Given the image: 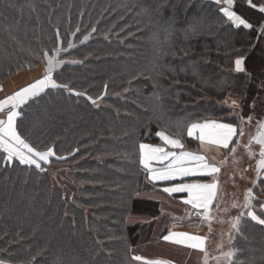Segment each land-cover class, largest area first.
<instances>
[{
  "label": "trees",
  "instance_id": "trees-1",
  "mask_svg": "<svg viewBox=\"0 0 264 264\" xmlns=\"http://www.w3.org/2000/svg\"><path fill=\"white\" fill-rule=\"evenodd\" d=\"M222 8L212 0H0V88L19 74L45 73V53L63 61L53 79L67 85L18 108L17 134L37 151L51 148L46 163L37 169L0 151L3 264L151 258L141 248L165 231L152 243L163 219L160 204L141 197L154 186L139 145H156L163 131L196 149L187 138L192 123L238 128L241 117L264 116V13L233 0L253 25L244 29ZM238 58L244 72L235 71ZM229 98L239 113L224 106ZM254 180L251 210L264 218V174ZM248 210L226 252H236L234 264H264V226Z\"/></svg>",
  "mask_w": 264,
  "mask_h": 264
},
{
  "label": "snow or ice",
  "instance_id": "snow-or-ice-1",
  "mask_svg": "<svg viewBox=\"0 0 264 264\" xmlns=\"http://www.w3.org/2000/svg\"><path fill=\"white\" fill-rule=\"evenodd\" d=\"M219 3V0H216ZM225 7L221 9L223 15L233 25L237 27H243L244 29H251L253 25L238 15L233 8V0H224ZM251 7L257 8L260 13H264V5L257 6L252 0H249ZM261 33L264 34V24L260 26ZM94 31V29H93ZM59 39V34H57ZM85 40L88 39L86 36ZM71 43L69 48H71ZM60 52V49H56V54ZM47 60V68L42 79L37 80L35 83L30 84L27 87L15 92L13 95L8 96L5 100L0 101V111H3L7 106V119L0 120V150L7 154L6 160L11 161L13 158L17 159L22 165H35L37 169L41 167L38 161H48V158L53 155V150L49 148L47 151H37L33 147L29 146L16 132L15 120L18 115L16 108L21 104H25L30 97L39 96L45 88L57 89L60 87L67 88V85H60L53 79L54 69L63 63L58 60L56 55L48 56L45 53ZM75 63V61H73ZM235 71L240 73L244 72L243 58L235 60ZM75 95H83V93L76 92ZM92 103H96L95 100ZM233 107H240L234 100L232 101ZM241 123H244V118L241 117ZM252 116L247 117V121H251ZM199 131V140L201 146L207 142L210 145H216L224 149H228L233 137L237 135V128L227 123H192L187 129V134L192 137L195 131ZM156 135L164 142V144L170 146L172 149H181L179 152H166L161 147H151L147 144L139 145L140 164L144 169H147V179L155 184L160 181H179L171 186H165L162 191L171 196L173 193H187V198L183 200V203L190 205L192 209L202 210L197 211V215L201 216L205 220H211L209 215L210 206L216 196L217 182L214 180L212 183H200V182H185V178L197 177V176H214V174L220 171V168L216 165L209 163L205 156L199 155L193 152L185 151L184 144L177 138L170 137L165 132H157ZM240 136L244 133L242 129L239 132ZM239 141H237V144ZM255 143L259 145L260 151L258 153L259 160L257 161V175L258 177L264 174V120H259L257 123L256 134L250 138L249 143L245 145V150L250 156L254 155L251 152V144ZM231 152H236V147L231 148ZM153 161L158 162L160 167H152ZM165 161H168L166 164ZM245 208L249 210L246 212V216L254 221L256 224L264 226V218H260L251 210V201L254 199L252 189H249L245 193ZM235 207V205H233ZM264 207V205H261ZM245 213H241L232 222V229L239 233L241 217ZM163 240L183 245L192 249H197L204 253V264H207V253L205 252V240L202 237L189 235L186 233H174L170 232L169 235L163 237ZM236 252L229 250L223 253L222 256L225 260V264H234V257ZM134 261H141L142 264H165L161 260H148L138 255L131 257ZM219 260L221 257H215ZM0 264L3 261L0 260Z\"/></svg>",
  "mask_w": 264,
  "mask_h": 264
},
{
  "label": "rangeland",
  "instance_id": "rangeland-1",
  "mask_svg": "<svg viewBox=\"0 0 264 264\" xmlns=\"http://www.w3.org/2000/svg\"><path fill=\"white\" fill-rule=\"evenodd\" d=\"M212 1L216 2V0ZM219 3L223 8L225 7L224 0H219ZM44 74L45 73H43L42 71H32L29 73L21 74L13 81H11L9 85L12 86L18 84L17 87L22 86V88H24L34 83L35 79H42ZM230 101L231 100L226 101L224 106L232 109L233 106ZM235 108L237 107H234L232 109L234 113H239L238 109ZM0 115V120H3V117L5 118V116L3 114ZM244 121V123H241L240 119L239 122V132L242 129L244 135L240 136L238 132L235 143L232 145V147H236V152L232 153L230 150L229 155H227L225 160L218 165V167L220 168V172L217 176V182L219 184L216 190L215 207L210 213L211 220H206L205 223V252L207 253V264H223L222 254L227 251V240L230 239L231 235L233 234V229L231 228L232 222L240 213H243L245 209V199L243 200L245 192L250 187V183H254V179L257 175V164L255 162L256 160L249 155L244 147L249 143V135L244 129L249 121H247V119H244ZM237 141H239L238 144ZM196 151L199 152L198 150ZM38 163L43 164L45 162L38 161ZM233 205H235V207ZM188 208L189 207L185 206L184 204L171 205L165 202L163 205V210L166 212H164L165 214L162 217V222L160 223V220L158 221L159 234L162 233V230H165L166 225L172 221L170 219L172 218V216L177 217L181 211L185 216L187 215ZM177 221L178 220H176V222ZM196 221L197 218L192 217L191 220H189L187 223H195ZM153 244H155V247L160 248V250L165 249V247L161 245L160 239H155ZM144 254L147 257L151 256L148 253ZM215 257H221V259L217 260L215 259ZM204 260L205 256L203 255V259L200 260V258L198 257L197 262H200V264H204Z\"/></svg>",
  "mask_w": 264,
  "mask_h": 264
},
{
  "label": "crops",
  "instance_id": "crops-1",
  "mask_svg": "<svg viewBox=\"0 0 264 264\" xmlns=\"http://www.w3.org/2000/svg\"><path fill=\"white\" fill-rule=\"evenodd\" d=\"M25 73H27V72H25ZM25 73H22V74H25ZM20 75L21 74H19L18 76H20ZM13 80H11V81H13ZM37 80H39V79H35L34 83ZM9 83L5 84L3 87L0 88V101L5 100L8 96H11L15 92L22 89V86L17 87L18 84L11 86V85H9ZM26 84H28V83H26ZM29 99H31V98H29ZM228 100H231L230 101L231 104H232V101H234V100L237 102V104H239L236 99L229 98V99H227V101ZM21 105H23V104H21ZM7 107H10V105ZM7 107L3 111H0V114H3L5 116V118L3 117V120H6ZM19 107L16 108L17 113H18ZM17 117H18V115H17ZM17 117H16V119H17ZM259 120H264V116L258 120H255L253 117V119L244 127L246 133L249 135V140L251 137H253L256 134L257 123ZM211 122L222 123V122H217V121H206V122H202L200 124L211 123ZM239 127L237 128V134L239 132ZM199 135H200V133L198 130L194 132L192 137H189L187 134V138L190 140H193V142L196 143V145H197L196 149L189 148L188 146H186L184 144V142L181 139H179L184 144L183 150L193 152V153H196L199 155H203L206 157V159L209 161V163L218 166L221 162H223L225 160L226 156L229 155L232 144H230L228 149L217 147L216 145H210V144H207V142H205V144L203 146H201V142L198 138ZM236 137H237V135L233 137L232 141H234L236 139ZM158 139H159V141L156 145H150V146L154 147V148L155 147H161L166 152H173V151L179 152V151H181V149H172L170 146L164 144V142L159 137H158ZM196 150H198L199 152H197ZM259 151H260L259 145L252 143L251 144V152L254 153V155H252V157H253V159L256 160L255 161L256 164H257V161L259 160V155H258ZM167 162L168 161H165L164 163L166 164ZM151 166L152 167H160L161 165L158 162L153 161L151 163ZM143 170L146 172V174L148 176L147 169L143 168ZM256 170H257V168H256ZM219 172L214 174V176L188 177V178H185V182L212 183L214 180L217 182V176H218ZM178 182L179 181H164V182L157 181L154 184L153 182L150 181V184L153 185L154 188L150 192L142 194L141 197H143V199L158 202L160 204V208H161V212H162L161 218H162L165 214L164 212H166L163 210V205L165 202H167L171 205H173V204H178V205L180 204L181 205V204H184L182 202V199L184 200L187 198V193H173L171 196H169L167 193L162 191L163 187L171 186L172 184L178 183ZM218 184L219 183L217 182V187H218ZM215 202H216V198H214L212 205L210 206L209 215H210L211 211L213 210L212 208L215 205ZM184 205L191 208L190 205H186V204H184ZM193 210H195V209H193ZM197 211H202V210H195V212H197ZM191 218L187 217V215L184 216L182 211L180 212V214L177 217L172 216V218H170L172 221L170 223H168L165 227L164 236L169 235L170 232L186 233L189 235L202 237L206 241V229H205L206 220L203 219L202 217H200V218L196 217L197 221L195 223H187L189 220H191ZM176 220H178V221L176 222ZM136 222L144 223L145 220L133 218V223H136ZM202 222H204V223H202ZM157 230H158V222L154 225V228L152 230V243H153L155 235H157ZM163 237L160 239V243H161V245H163L165 247V249L160 250V248L155 247L154 244H148V245L143 246L141 248V251L143 253H148L151 255L150 256L151 258H146V259H148V260H161V261H164L165 264H200V262H197L198 257L200 258V260L203 259L204 253L200 252L197 249H192V248H189V247H186L183 245H179V244H175V243L165 241V240H163ZM137 262L142 264L141 261H137Z\"/></svg>",
  "mask_w": 264,
  "mask_h": 264
},
{
  "label": "water",
  "instance_id": "water-1",
  "mask_svg": "<svg viewBox=\"0 0 264 264\" xmlns=\"http://www.w3.org/2000/svg\"><path fill=\"white\" fill-rule=\"evenodd\" d=\"M197 212H194L193 214H192V217H197V218H200L201 216H198L197 214H196Z\"/></svg>",
  "mask_w": 264,
  "mask_h": 264
},
{
  "label": "built area",
  "instance_id": "built-area-1",
  "mask_svg": "<svg viewBox=\"0 0 264 264\" xmlns=\"http://www.w3.org/2000/svg\"><path fill=\"white\" fill-rule=\"evenodd\" d=\"M187 212H188V213H190V212H191V210H188Z\"/></svg>",
  "mask_w": 264,
  "mask_h": 264
}]
</instances>
